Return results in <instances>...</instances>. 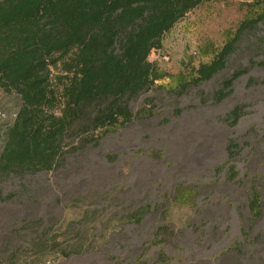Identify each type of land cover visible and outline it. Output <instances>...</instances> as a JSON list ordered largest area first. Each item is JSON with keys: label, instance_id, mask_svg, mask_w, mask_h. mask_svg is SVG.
I'll return each instance as SVG.
<instances>
[{"label": "rangeland", "instance_id": "1", "mask_svg": "<svg viewBox=\"0 0 264 264\" xmlns=\"http://www.w3.org/2000/svg\"><path fill=\"white\" fill-rule=\"evenodd\" d=\"M249 12L248 0L197 5L149 53L158 78L126 99L132 121L92 130L83 119L66 131L59 166L0 175V264H264V24L243 29L207 79L192 73ZM19 103L0 89V150ZM229 140L236 154L223 166ZM177 185L193 192L185 205L172 201Z\"/></svg>", "mask_w": 264, "mask_h": 264}, {"label": "trees", "instance_id": "2", "mask_svg": "<svg viewBox=\"0 0 264 264\" xmlns=\"http://www.w3.org/2000/svg\"><path fill=\"white\" fill-rule=\"evenodd\" d=\"M207 1L219 0H0V89L15 92L20 101L4 132L0 175L59 166L66 131L83 119L92 130L132 121L137 114L127 109L126 99L158 78L149 53L161 47L162 36L175 22ZM248 2L251 12L235 34L212 60L193 69L195 81L223 66L243 29L264 24V0ZM57 65L60 73L54 84L50 68ZM237 75L222 82L216 101ZM242 110L240 104L230 109V125ZM235 147L229 140L223 166L236 154ZM232 168L226 167L229 177L235 174ZM192 194L177 185L172 201L185 205ZM259 201L251 185L247 207L253 218L259 215ZM163 229L157 228L155 235Z\"/></svg>", "mask_w": 264, "mask_h": 264}, {"label": "built area", "instance_id": "3", "mask_svg": "<svg viewBox=\"0 0 264 264\" xmlns=\"http://www.w3.org/2000/svg\"><path fill=\"white\" fill-rule=\"evenodd\" d=\"M14 116H15V113H14V115H13V118H14ZM13 120V119H12Z\"/></svg>", "mask_w": 264, "mask_h": 264}]
</instances>
